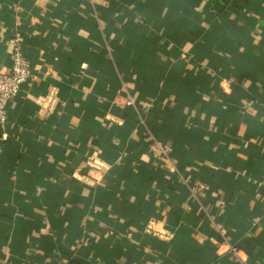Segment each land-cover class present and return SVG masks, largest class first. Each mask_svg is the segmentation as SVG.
Masks as SVG:
<instances>
[{"label": "crops", "instance_id": "crops-1", "mask_svg": "<svg viewBox=\"0 0 264 264\" xmlns=\"http://www.w3.org/2000/svg\"><path fill=\"white\" fill-rule=\"evenodd\" d=\"M11 39L0 264H264V0H0Z\"/></svg>", "mask_w": 264, "mask_h": 264}, {"label": "built area", "instance_id": "built-area-1", "mask_svg": "<svg viewBox=\"0 0 264 264\" xmlns=\"http://www.w3.org/2000/svg\"><path fill=\"white\" fill-rule=\"evenodd\" d=\"M10 54V71L4 73L0 70V127L3 128L7 119V110L9 103L14 95L17 94L21 85L31 76V66L29 60L22 52L18 42L15 39L10 40L9 45ZM115 101V100H114ZM125 104H133L131 98L125 100ZM159 150L165 156L170 152L171 148L167 144L157 143ZM86 167L88 168L87 180L91 184H97L101 177L106 173L109 165L102 161L97 153L90 155L86 160ZM87 182V181H86ZM188 190L193 198H197L201 191L202 185L195 182L189 185ZM151 234H154L149 230ZM156 235V234H155ZM217 251L222 253L227 252L231 254L234 260L241 263L238 248L226 242L225 240L216 242Z\"/></svg>", "mask_w": 264, "mask_h": 264}]
</instances>
